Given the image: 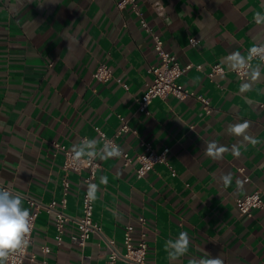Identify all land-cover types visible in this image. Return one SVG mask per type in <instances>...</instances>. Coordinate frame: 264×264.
<instances>
[{
    "label": "crops",
    "instance_id": "crops-1",
    "mask_svg": "<svg viewBox=\"0 0 264 264\" xmlns=\"http://www.w3.org/2000/svg\"><path fill=\"white\" fill-rule=\"evenodd\" d=\"M120 1L0 0V185L20 193L29 209L28 198L60 202L63 178L71 184L64 242L55 239V214L42 213L30 247L37 259L27 264L81 263L75 238L85 173L64 170L63 149L74 151L87 138L99 152L104 146L97 128L114 137L123 124L120 117L131 131L117 142L132 157L142 152L143 140L157 152L171 151L168 165H157L142 179L137 164L96 155L101 169L94 219L101 230L85 249L89 264H107L108 241L124 252L128 224L135 225L138 241L141 216L147 219V264H172L166 242L181 232L188 233L191 245L176 264L204 258L205 252L223 264H264V212L241 215L236 202L256 191L264 198V63L252 64L250 77L258 71V80H240L228 59L235 52L247 58L264 44V0H138L166 49L183 66L194 65L179 82L211 102L209 115L198 99L174 96L155 99L149 115L139 111L138 99L153 80L150 68L160 61L152 36L130 7H118ZM161 6L163 17L156 12ZM100 64L113 72L107 83L93 79ZM217 64L227 72L209 78ZM244 83L250 87L242 92ZM245 120L250 124L246 134L259 143L230 132ZM209 141L229 149L237 145L241 155L229 151L213 160L204 155ZM226 173L232 174L229 185L222 180ZM102 176L107 184L100 182Z\"/></svg>",
    "mask_w": 264,
    "mask_h": 264
},
{
    "label": "built area",
    "instance_id": "built-area-1",
    "mask_svg": "<svg viewBox=\"0 0 264 264\" xmlns=\"http://www.w3.org/2000/svg\"><path fill=\"white\" fill-rule=\"evenodd\" d=\"M118 7L124 9L130 7L134 14L139 17L141 26L147 31L154 40V49L159 58V64L150 68V73L153 75L151 83L147 84L146 93L138 99L139 111L146 115L150 114L149 107L155 99H164L168 96H174L179 100H185L188 98L198 99L206 114L213 112L211 102L203 96H197L189 89L185 88L180 82V78L189 70L194 68V65L189 64L183 66L178 58L171 54L165 47L163 38L149 26L147 20L144 18L142 10L138 0H121L118 2ZM156 12L159 16L163 17L165 9L161 6L156 8ZM198 41L193 39L191 46L196 47ZM264 46V44L257 45L256 47ZM254 61L264 63V57L252 54V59L246 61V66L243 69L234 68V73L240 80H247L250 78V72ZM200 69V66H197ZM227 70L220 64L213 65L208 72L209 78L225 74ZM113 77L112 70L104 65L100 64L93 74V79L99 83H107ZM127 89V85H124ZM123 122L121 129L115 134L114 137H108L102 130L97 128L100 139L105 146L106 143L110 145L119 146L121 154L119 155L125 161L126 166H136V174L138 179L144 178L148 173L154 170L159 164H167V156L171 149L165 148L162 152H157L153 148L152 144L147 141H141L142 152L138 153L135 157H132L127 151L123 150L117 138H120L123 134H127L131 131L130 126L123 117H120ZM88 141L87 138L82 140L83 143ZM56 147L59 148L57 144ZM65 153L64 170L74 171L77 173H85L83 178L87 190L83 196V215L77 220L78 223V236L75 238V243L81 251V263L89 264L87 257L85 256V249L93 234L100 232V225L94 219L95 199L94 196L88 195V185L95 184L101 165L97 160V157H89L88 155L77 156L74 151L63 149ZM88 152V151H87ZM86 152V153H87ZM239 172L245 174V169H239ZM173 174L176 175L175 171ZM250 180L249 176L245 177V181ZM70 181L67 177L63 178L64 196L60 202L52 201L50 204H44L36 201L33 198H28L30 216V230L27 234V243L21 249L10 254L8 264H27V261H36L37 256L30 252V247L34 242V231L36 228L37 220L42 213L55 214V227H56V241L61 245L67 234V223L70 221V217L66 214L68 208V195L70 190ZM239 212L241 215L251 216L253 211L262 210L264 212V198L260 191L245 195L244 197L237 198L236 200ZM58 204L60 208H58ZM138 225L141 228L139 232V240H136V227L133 224H128L123 237L124 252H120L115 247V241H108L107 247L110 250L107 264H118L120 261H124L132 264H147L148 255V234L147 219L144 216L139 217ZM45 253H50L49 247H43Z\"/></svg>",
    "mask_w": 264,
    "mask_h": 264
},
{
    "label": "clouds",
    "instance_id": "clouds-1",
    "mask_svg": "<svg viewBox=\"0 0 264 264\" xmlns=\"http://www.w3.org/2000/svg\"><path fill=\"white\" fill-rule=\"evenodd\" d=\"M259 17V13L257 14ZM264 57V46L254 47L251 49L249 56L246 58L239 52L231 53L228 59L233 62L232 67L237 69H243L246 66V61L252 59V54ZM260 72L253 70L250 79L252 81L258 80ZM250 84L244 83L241 85V91L249 89ZM250 128V124L247 120L242 123L234 124L230 128V132L237 137H242L243 141L252 143L253 145L259 143L256 139L247 135V130ZM95 141H87L82 147H75L74 152L77 156L86 154L91 158L96 155H100L102 159L108 157H117L121 154L119 146L105 144L104 148L99 152L95 149ZM85 148L91 149L85 153ZM231 151L236 157L241 155L240 148L237 145H233L231 149L224 145H218L215 141L207 142V147L204 151V155L213 159L220 160L223 155ZM222 180L225 185H229L232 182V174L226 173ZM100 182L107 184V177L102 176ZM240 184V181H237ZM88 195L94 196L97 185H88ZM23 196L13 191L10 187H4L0 185V264H7L10 254L21 249L27 243V234L30 230V216L29 209L23 207ZM191 245V238L186 232L179 233L175 240L169 239L166 242V251L168 253V259L172 264H176L181 257L187 256L189 253V247ZM189 264H223V260L217 256L212 257L208 252H205L204 258H190Z\"/></svg>",
    "mask_w": 264,
    "mask_h": 264
}]
</instances>
